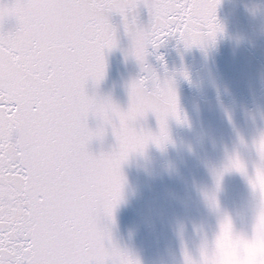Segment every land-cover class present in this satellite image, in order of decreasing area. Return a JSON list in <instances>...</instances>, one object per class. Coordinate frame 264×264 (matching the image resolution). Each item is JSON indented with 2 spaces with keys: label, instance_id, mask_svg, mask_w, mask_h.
<instances>
[{
  "label": "snow or ice",
  "instance_id": "obj_1",
  "mask_svg": "<svg viewBox=\"0 0 264 264\" xmlns=\"http://www.w3.org/2000/svg\"><path fill=\"white\" fill-rule=\"evenodd\" d=\"M219 2L0 0V264H140L113 243L101 221L113 219L129 156L169 143V119L186 122L173 81L148 65L149 48L169 39L185 49L214 42L222 31ZM114 15L130 40L126 57L145 73L130 84L126 109L88 92L89 82L98 85L105 76L106 53L118 47ZM149 115L155 132L142 123ZM109 131L111 148L93 151ZM256 151L259 162L248 180L264 207V183H258L264 136ZM225 170L247 176L239 156ZM207 246L205 238L199 259L185 250V264H208Z\"/></svg>",
  "mask_w": 264,
  "mask_h": 264
},
{
  "label": "water",
  "instance_id": "obj_2",
  "mask_svg": "<svg viewBox=\"0 0 264 264\" xmlns=\"http://www.w3.org/2000/svg\"><path fill=\"white\" fill-rule=\"evenodd\" d=\"M216 17L222 31L203 48L185 49L175 39L149 48L147 63L173 81L186 122L169 119V143L129 156L113 219L101 221L113 243L140 264H185V250L199 259L205 238L208 264H264V207L248 180L264 136V0H220ZM139 20L147 24L143 8ZM112 22L118 47L106 53L105 76L98 85L89 82L88 92L126 109L130 84L145 73L126 57L130 40L121 18L114 15ZM142 123L158 130L152 115ZM113 144L109 131L103 145L94 142L91 149L107 151ZM236 156L247 176L225 170Z\"/></svg>",
  "mask_w": 264,
  "mask_h": 264
},
{
  "label": "clouds",
  "instance_id": "obj_3",
  "mask_svg": "<svg viewBox=\"0 0 264 264\" xmlns=\"http://www.w3.org/2000/svg\"><path fill=\"white\" fill-rule=\"evenodd\" d=\"M149 230L151 231V230H153V229L150 228Z\"/></svg>",
  "mask_w": 264,
  "mask_h": 264
}]
</instances>
